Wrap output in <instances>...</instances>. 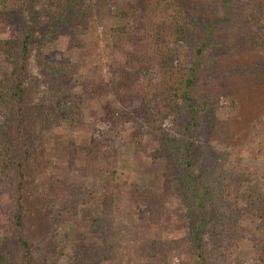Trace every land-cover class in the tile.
I'll return each instance as SVG.
<instances>
[{
    "label": "rangeland",
    "instance_id": "1",
    "mask_svg": "<svg viewBox=\"0 0 264 264\" xmlns=\"http://www.w3.org/2000/svg\"><path fill=\"white\" fill-rule=\"evenodd\" d=\"M177 1L197 28L173 45L175 61L196 67L192 96L207 106L194 121L191 114L170 117L158 130L139 117V97L123 104L111 89L128 76V47L114 50L110 30L130 28L120 13L128 5L142 8L144 0H107L106 6L74 0L79 12L60 26L58 0H37L14 20L0 17V40L33 30L24 77V124L34 156L26 167L48 194L43 203L33 188L25 196L26 234L34 244L25 264H69L86 251L95 254L91 264H144L151 259L154 241L169 264H192V230L198 226L205 256L201 263L263 264L252 259L256 242L250 237L261 231L264 219L250 212L247 196L264 202V141L250 138L243 128L248 117L264 112V54L257 53L241 19L246 0ZM79 13L84 19L76 17ZM66 59L81 71L98 64L101 88L90 95L73 82L54 88L43 67ZM11 68L0 54V85ZM142 79L146 77L139 75L138 81ZM229 96L240 102L237 115H229ZM79 97L81 122L62 119ZM110 116L117 118V134ZM15 125L12 112L1 106L0 149L8 159L19 148ZM91 137L109 139L112 146L91 149ZM113 155L115 172L107 174L112 167L107 159ZM224 171L253 174L244 178L237 202L226 209L218 193ZM188 174L197 179V192L183 195ZM2 178L0 264H20L21 252L8 243L10 212L3 210L13 205V188ZM212 180L217 182L214 189L204 195V185ZM105 207L112 218L103 220ZM7 246L12 249L5 252Z\"/></svg>",
    "mask_w": 264,
    "mask_h": 264
},
{
    "label": "trees",
    "instance_id": "2",
    "mask_svg": "<svg viewBox=\"0 0 264 264\" xmlns=\"http://www.w3.org/2000/svg\"><path fill=\"white\" fill-rule=\"evenodd\" d=\"M36 1L0 0V17L14 20L17 13L25 10L29 5L35 4ZM58 1L60 7L58 8L59 15H56L58 16L56 19L58 21L57 24L59 26L61 23L66 25L68 15L79 11L75 10L74 0ZM95 1L100 6H106L107 4V0ZM144 1L142 8L128 5L120 13L128 21L130 28L123 25L115 26L110 30L111 43L114 50L123 52L124 47H128L126 58L128 76L125 74L124 80L120 81L119 84L115 82L112 84L111 82V89L115 94L116 100L123 104L132 102L136 97L140 98V105L136 108L137 113L144 124L150 127L151 130L162 128L165 119L170 117L173 120H178L180 117L186 116V114H191V121H194L199 113L206 110L207 103L194 100L192 94L197 74L196 67H184L175 61L173 45L178 43L182 37L192 35L197 28V21L186 13L177 0ZM76 17L84 19V15L81 13L76 15ZM241 19L248 29L250 40L255 46L257 53L264 54V0H246ZM32 36L33 30L28 28L17 37L0 40V54L12 66L9 79L6 83L0 85V103L5 104H0V107L3 106L6 109V113L12 112L19 138V148H17L14 159L5 158L6 153L3 149H0V179L3 175L2 179H7V184H11L13 188V205L8 204L3 210L4 213L10 212L6 222L7 230L10 233L8 235L10 240L8 243L21 252L20 264L26 263L34 246L33 241L26 234L28 212L27 203H25L26 193L33 188L39 195L40 198H38L41 203L45 201L48 194L46 186L44 184L41 186L37 185V175L29 174L26 167V165L31 164L30 162L34 156V148L27 141L26 126L24 124V77L29 64ZM44 67L43 69L46 71L49 81L52 85H55L54 88L73 82L87 95L101 88L102 81L98 75L100 68L98 64L81 71L74 68L72 63L66 59L59 63L49 62ZM139 75L141 77L142 75L145 76L146 79H142L139 82ZM227 99L231 110L229 115H237L240 102L232 96ZM80 103V97L78 100L75 99L68 105L71 113L65 112L61 118H68L70 123L81 122ZM114 118L117 120L115 116H110V122L112 128H114V134H117L118 130L116 125H114ZM56 123L59 124V120ZM245 123L246 126L243 128L245 134L247 133L250 138L264 141L263 111L248 117ZM241 125L239 124L238 126ZM188 126L189 124L185 128H188ZM111 144L112 142L109 139L91 137L88 146L91 149L94 148L100 151L103 146H110ZM181 144L182 147L188 148L186 146L187 143L181 142ZM174 145H176L175 140L172 139V146ZM70 146H73V144H70ZM179 156L181 155L177 153V157ZM14 163L16 172L13 173L11 167ZM107 164H112V167L110 170L106 168L105 172L113 174L115 172L114 155L110 158V161L107 159ZM186 164L190 165L189 162ZM244 175L240 172L229 173L226 171L222 174L218 193L224 209L231 207L237 202L244 178L249 180L248 178H251L253 174L246 175L247 177ZM183 179L185 180L183 183V195L196 193L197 179L190 174ZM212 181L213 183L208 182L204 185V195L214 189V185L217 182L216 180ZM257 202L255 195L248 194L247 203L250 205V212L261 213V217L264 219V202ZM105 208L103 220L111 217V211L107 207ZM259 208H262L263 211H260ZM200 220V222H205L203 218ZM193 228V256H195L196 261L192 264H203L201 262H205L204 246L202 237L199 234V226ZM260 230V232L254 231L253 236L250 237L253 242H256L253 245L254 253L252 259L264 264V225ZM155 242L152 243L151 259L144 264H169L163 249ZM11 246L5 247V252L12 249ZM86 253L88 254L87 251ZM86 253L72 258L69 264H91L93 262L91 259L95 254L87 255Z\"/></svg>",
    "mask_w": 264,
    "mask_h": 264
}]
</instances>
